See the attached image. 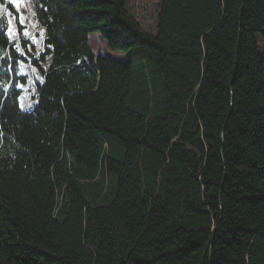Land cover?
Segmentation results:
<instances>
[{"label":"trees","instance_id":"obj_1","mask_svg":"<svg viewBox=\"0 0 264 264\" xmlns=\"http://www.w3.org/2000/svg\"><path fill=\"white\" fill-rule=\"evenodd\" d=\"M32 2L36 56L0 15V264H264V0H157L155 36Z\"/></svg>","mask_w":264,"mask_h":264},{"label":"rangeland","instance_id":"obj_2","mask_svg":"<svg viewBox=\"0 0 264 264\" xmlns=\"http://www.w3.org/2000/svg\"><path fill=\"white\" fill-rule=\"evenodd\" d=\"M5 4H10L14 12H9ZM0 1V15H5L8 22L9 37L19 44L21 40L27 41V46H32L33 55H37L41 47V42L44 37V30L39 26L36 19V10L32 0H1ZM156 2L157 0H127L126 8L128 12L135 10V21L140 23L142 30L151 35H156ZM146 8V9H143ZM14 18H17L18 26H20V33ZM27 33V35H26ZM91 48L95 53L101 52L109 58L121 63H126V54L118 51H110L105 49L104 44L97 36H90L88 40ZM47 64V62H46ZM20 74L28 77L29 82L26 86L21 88V95L19 98L20 106L23 110L30 111L33 106V97L37 94L36 82L39 81V76L34 68L30 65L22 63L20 65Z\"/></svg>","mask_w":264,"mask_h":264},{"label":"snow or ice","instance_id":"obj_3","mask_svg":"<svg viewBox=\"0 0 264 264\" xmlns=\"http://www.w3.org/2000/svg\"><path fill=\"white\" fill-rule=\"evenodd\" d=\"M26 35H27V33H26ZM42 79V78H41Z\"/></svg>","mask_w":264,"mask_h":264}]
</instances>
